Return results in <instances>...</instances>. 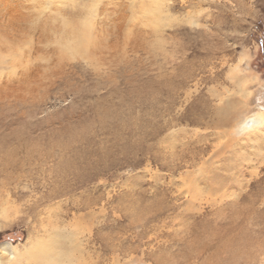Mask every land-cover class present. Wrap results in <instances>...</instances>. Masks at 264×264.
<instances>
[{
  "label": "rangeland",
  "instance_id": "obj_1",
  "mask_svg": "<svg viewBox=\"0 0 264 264\" xmlns=\"http://www.w3.org/2000/svg\"><path fill=\"white\" fill-rule=\"evenodd\" d=\"M43 233H104L71 264H264V0H0L5 264Z\"/></svg>",
  "mask_w": 264,
  "mask_h": 264
},
{
  "label": "bare ground",
  "instance_id": "obj_2",
  "mask_svg": "<svg viewBox=\"0 0 264 264\" xmlns=\"http://www.w3.org/2000/svg\"><path fill=\"white\" fill-rule=\"evenodd\" d=\"M152 5L153 4L150 3L144 7V14L147 17L149 16V19L154 18L151 22H157L158 25L161 22V20L159 22L160 14H158V7L156 4H154V7ZM90 44L91 34L89 24L88 22H82L75 25L74 40L71 43L66 44L63 48L64 52L67 53H79L85 52ZM260 120L261 119L259 117L252 119V121L257 122ZM77 234L78 233H43L42 235H36L33 240L31 239L32 241L30 240L31 245L28 247L26 252L28 259L26 264H71L73 260L71 255L74 253L71 251L78 250L79 252L86 254V247H92L95 240L100 242L103 253L106 252L107 240L104 233H89L84 236V247L80 246ZM3 249L8 254L6 257L7 259L5 260H3V257L0 256V264L8 263L13 260V257L15 256L14 246L5 244ZM103 253L99 255L98 261H94L93 256L88 255L79 260L78 264H102L105 260ZM67 261L68 263H66Z\"/></svg>",
  "mask_w": 264,
  "mask_h": 264
},
{
  "label": "clouds",
  "instance_id": "obj_3",
  "mask_svg": "<svg viewBox=\"0 0 264 264\" xmlns=\"http://www.w3.org/2000/svg\"><path fill=\"white\" fill-rule=\"evenodd\" d=\"M257 123H258L257 121H252V122L248 125L249 129H252V128L256 127Z\"/></svg>",
  "mask_w": 264,
  "mask_h": 264
}]
</instances>
